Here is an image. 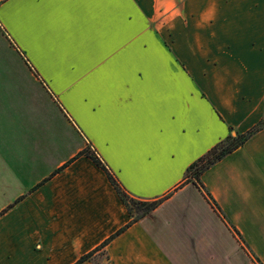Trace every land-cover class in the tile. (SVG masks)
I'll return each instance as SVG.
<instances>
[{
	"label": "crops",
	"instance_id": "obj_1",
	"mask_svg": "<svg viewBox=\"0 0 264 264\" xmlns=\"http://www.w3.org/2000/svg\"><path fill=\"white\" fill-rule=\"evenodd\" d=\"M0 264H264V0H0ZM223 216V217H222ZM237 232V236L233 229ZM83 264H91L89 262Z\"/></svg>",
	"mask_w": 264,
	"mask_h": 264
},
{
	"label": "trees",
	"instance_id": "obj_2",
	"mask_svg": "<svg viewBox=\"0 0 264 264\" xmlns=\"http://www.w3.org/2000/svg\"><path fill=\"white\" fill-rule=\"evenodd\" d=\"M264 129V121L259 122L250 130L243 134H238L234 132L232 135L233 130L229 129V134L225 139L219 141L215 144L210 150H208L203 156L198 158L195 162H193L185 171L183 185L187 183H193L197 188H199L205 197L210 201L211 205L216 209L218 213L219 210L209 196V194L205 191L204 187L201 185L200 177L201 175L207 171L211 166L216 164L217 162L221 161L226 156L230 155L241 146H243L253 135L258 133L259 131ZM81 156L88 158L97 168H99L106 176L107 180L109 181L110 185L113 187L115 193L117 194L119 200L125 207L127 214L129 216L128 223L116 232L114 235L109 237L105 240L102 244L96 247L91 252L81 256L74 264H83L86 262H91L93 264H98L93 262L95 255H102L105 253V248L108 243L113 240L117 235L125 231L127 228L132 226L133 224L137 223L151 212H153L163 201V199L145 201V200H138L130 196L119 184L116 178L111 174L109 169L105 166V164L101 161L98 155L90 149L88 146L83 149L80 153ZM223 217V216H222ZM233 229V228H232ZM233 232L237 234V232L233 229ZM106 262H108V257H105ZM257 264H260L258 261ZM107 264V263H106Z\"/></svg>",
	"mask_w": 264,
	"mask_h": 264
},
{
	"label": "rangeland",
	"instance_id": "obj_3",
	"mask_svg": "<svg viewBox=\"0 0 264 264\" xmlns=\"http://www.w3.org/2000/svg\"><path fill=\"white\" fill-rule=\"evenodd\" d=\"M108 257V255L107 254H102V255H95L94 256V259H93V262H96V263H98V264H109L110 263V261H109V258H108V262H106V260H105V257ZM91 263V262H90ZM91 264H93V263H91ZM245 264V263H244Z\"/></svg>",
	"mask_w": 264,
	"mask_h": 264
},
{
	"label": "snow or ice",
	"instance_id": "obj_4",
	"mask_svg": "<svg viewBox=\"0 0 264 264\" xmlns=\"http://www.w3.org/2000/svg\"><path fill=\"white\" fill-rule=\"evenodd\" d=\"M0 16H2V9H0Z\"/></svg>",
	"mask_w": 264,
	"mask_h": 264
}]
</instances>
